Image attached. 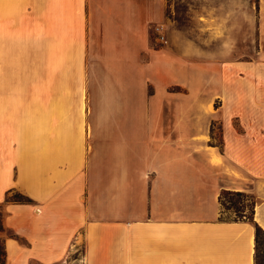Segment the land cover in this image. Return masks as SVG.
<instances>
[{"label":"crops","instance_id":"0c3cea01","mask_svg":"<svg viewBox=\"0 0 264 264\" xmlns=\"http://www.w3.org/2000/svg\"><path fill=\"white\" fill-rule=\"evenodd\" d=\"M171 1L0 0V62L9 29L30 35L32 55L57 57V86L130 88V154L92 164L113 200L127 195L118 201L125 220L88 215L82 194L91 177L76 172L79 160L42 188L32 175L28 187L8 170L0 144V205L21 189L34 202L3 205L2 223L20 239H3L4 264H256L264 0H181L189 2L183 21ZM70 72L78 84L65 83ZM149 85L206 89V110L202 96L148 95ZM60 135L64 149L80 146L65 125ZM224 192L251 197V219L223 218Z\"/></svg>","mask_w":264,"mask_h":264},{"label":"rangeland","instance_id":"374dc122","mask_svg":"<svg viewBox=\"0 0 264 264\" xmlns=\"http://www.w3.org/2000/svg\"><path fill=\"white\" fill-rule=\"evenodd\" d=\"M171 2L180 19L185 20L189 2ZM152 43L157 47L155 40ZM31 51L29 34L8 29L6 54L0 62V144L8 170L12 171L13 177L22 178L23 184L28 187L31 186L32 175H35L38 178L36 185L42 188L44 183L47 185V181L56 179L79 160L76 172L83 175L88 172L91 177L88 192L82 194L88 215L104 221L114 218L125 220L120 215H125L126 209L118 203L128 202L127 195L119 194L123 197L119 202L113 200L116 193L111 191L110 185L95 182L92 164L98 160L102 166H110L113 161H118V155L130 154V88L57 86L62 83L58 80L64 76L60 66L54 62L57 57H51L48 62L47 57L32 55ZM100 75L104 79V74ZM65 76L68 79L66 84L79 83L78 73L70 72ZM146 91L148 95L202 96L203 108L207 102L206 89H160L149 85ZM183 106L187 109L195 107V104L184 100ZM214 106L217 107V104ZM63 125L69 128L72 143L79 137L78 148L72 145L67 150L62 146L60 128ZM219 128L220 125L214 123L215 143L220 141ZM48 162L51 164L49 167ZM72 191L68 197L73 196ZM15 195L29 199L27 205H34L22 189L11 191L8 196L12 198ZM220 204L225 219H251L253 200L245 194L224 192L220 196ZM3 216V206H0L1 221ZM8 234L7 230L0 231V249ZM256 264H264V237L261 234L258 237Z\"/></svg>","mask_w":264,"mask_h":264},{"label":"trees","instance_id":"16d2710c","mask_svg":"<svg viewBox=\"0 0 264 264\" xmlns=\"http://www.w3.org/2000/svg\"><path fill=\"white\" fill-rule=\"evenodd\" d=\"M11 191H9L6 195V198L4 200V202L0 205V206H3L7 203H19V204H27V203H30V200L29 199H26L24 197H21V196H13L12 198H10L8 195ZM3 230H7L9 231V234L7 237L9 238H14V239H18V236L13 233L12 231L6 229L0 219V231H3ZM255 231H256V249H257V244H258V237H259V234H261L263 237H264V231H262L259 227H255ZM5 263V250H4V246H3V243H2V247L0 249V264H4Z\"/></svg>","mask_w":264,"mask_h":264},{"label":"built area","instance_id":"2783aa9c","mask_svg":"<svg viewBox=\"0 0 264 264\" xmlns=\"http://www.w3.org/2000/svg\"><path fill=\"white\" fill-rule=\"evenodd\" d=\"M161 40L164 41L163 37H161Z\"/></svg>","mask_w":264,"mask_h":264},{"label":"bare ground","instance_id":"6f19581e","mask_svg":"<svg viewBox=\"0 0 264 264\" xmlns=\"http://www.w3.org/2000/svg\"><path fill=\"white\" fill-rule=\"evenodd\" d=\"M20 131H21V129H20ZM20 131H18V134H20Z\"/></svg>","mask_w":264,"mask_h":264}]
</instances>
